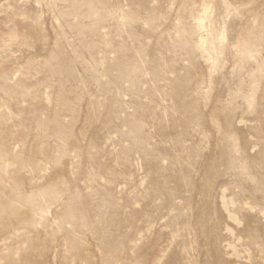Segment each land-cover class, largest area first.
<instances>
[{"label": "rangeland", "instance_id": "rangeland-1", "mask_svg": "<svg viewBox=\"0 0 264 264\" xmlns=\"http://www.w3.org/2000/svg\"><path fill=\"white\" fill-rule=\"evenodd\" d=\"M0 264H264V0H0Z\"/></svg>", "mask_w": 264, "mask_h": 264}]
</instances>
